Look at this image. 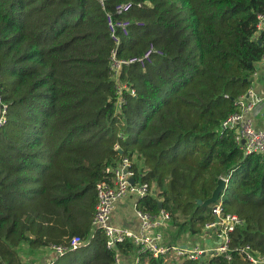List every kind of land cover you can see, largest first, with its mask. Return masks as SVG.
<instances>
[{
	"label": "trees",
	"instance_id": "16d2710c",
	"mask_svg": "<svg viewBox=\"0 0 264 264\" xmlns=\"http://www.w3.org/2000/svg\"><path fill=\"white\" fill-rule=\"evenodd\" d=\"M123 2L132 24L118 58L150 45L163 56L124 67L116 82L95 0H0V264H26L20 246L39 255L75 236L83 244L54 264H116L91 221L96 184L123 158L150 189L136 209L167 212L169 243L203 235L213 205L201 203L220 178L219 200L241 222L229 259L146 254L139 264H248L245 247L264 256V162L222 128L264 55V32L255 37L264 0H106L105 10ZM133 249L118 245L123 264Z\"/></svg>",
	"mask_w": 264,
	"mask_h": 264
},
{
	"label": "built area",
	"instance_id": "2783aa9c",
	"mask_svg": "<svg viewBox=\"0 0 264 264\" xmlns=\"http://www.w3.org/2000/svg\"><path fill=\"white\" fill-rule=\"evenodd\" d=\"M95 1L105 11L104 16L108 37L114 46L111 51L110 61L112 77L116 82L119 81V73L124 67L136 65L140 68H145L152 63L154 57L163 56L161 50L150 45L139 56L118 58L117 49L121 40L128 37L130 33L132 22L125 16L131 10L132 5L128 2L119 3L114 6L112 12H107L105 10L106 0ZM263 32L264 15H259L255 37L258 38ZM261 61H264V55L259 62ZM257 73L256 65L252 80L257 76ZM124 89H126L125 85L118 84L117 94L120 95ZM130 93L133 94L134 92L130 91ZM263 101L264 94H256L250 86L244 95L236 99V111L222 122V128L234 131L235 144L244 155H260L264 162V131L254 129L251 120L247 116L249 111ZM6 113L7 105L2 102L0 96V130L6 122ZM105 172L108 176L104 180L99 181L95 187L96 204L91 221V233L94 230H99L104 234L106 248L114 251L116 264H123L118 245L124 244L126 241H130L133 244L134 258L132 264H139L141 257L146 254L152 258L171 255L176 261L198 260L212 253L226 255L229 259V234L241 222L235 214L225 212L220 200L213 204L211 209L213 222L205 225L204 233L199 239L194 241L187 240L182 244H172L169 243L168 238L165 239L163 237V230L169 220L166 211H161L157 216H152L147 212L136 209L137 201L146 197L150 189L146 183L136 180L131 161L128 158H123L117 165L108 167ZM130 179L134 180L133 184H131ZM224 180L227 182V179ZM127 197L135 202L134 210L139 223L137 231L127 227L114 226L111 223L115 205ZM82 244L83 240L79 236H75L63 245L48 247L47 249L51 250L55 257L50 258L44 264H54L57 258L62 257L69 251L77 250ZM243 251L248 264H264V256L252 254L249 247H245Z\"/></svg>",
	"mask_w": 264,
	"mask_h": 264
},
{
	"label": "crops",
	"instance_id": "0c3cea01",
	"mask_svg": "<svg viewBox=\"0 0 264 264\" xmlns=\"http://www.w3.org/2000/svg\"><path fill=\"white\" fill-rule=\"evenodd\" d=\"M258 73L252 80V89L258 95L264 94V61L257 64ZM251 120L252 126L256 130L264 131V101L256 105L253 110L247 113ZM135 202L133 199L127 197L120 200L114 208L112 213L111 223L118 227H127L133 231H137L139 227L138 219L134 210ZM163 237L167 239L165 230H163ZM185 242V241H184ZM47 249V248H46ZM46 249L37 257H34L26 264H44L50 259L49 254H46ZM49 250V249H47Z\"/></svg>",
	"mask_w": 264,
	"mask_h": 264
},
{
	"label": "water",
	"instance_id": "95a60500",
	"mask_svg": "<svg viewBox=\"0 0 264 264\" xmlns=\"http://www.w3.org/2000/svg\"><path fill=\"white\" fill-rule=\"evenodd\" d=\"M258 43L260 44V42H258ZM130 182H131V184H133L134 180L130 179ZM225 186H226V181L222 178L218 179L217 186L214 189L211 197L209 199H207L206 201H204L203 203H201V205L203 207H206V206L215 204L219 200L220 195H221L222 191L224 190ZM159 205L161 206V203H159Z\"/></svg>",
	"mask_w": 264,
	"mask_h": 264
},
{
	"label": "rangeland",
	"instance_id": "374dc122",
	"mask_svg": "<svg viewBox=\"0 0 264 264\" xmlns=\"http://www.w3.org/2000/svg\"><path fill=\"white\" fill-rule=\"evenodd\" d=\"M134 162H136V159L133 157L132 158ZM138 165L140 166V163H138ZM186 239V238H185ZM195 239H189V241H194ZM27 246V245H26ZM24 246V247H18V251L21 253V254H24L25 256H23V262L24 263H28L29 261H31L35 255H38V251L39 250H30L29 247L27 246ZM46 251V254H49V257L50 258H53L55 257L53 252L51 250H45ZM37 257V256H36ZM183 260H179V262H181Z\"/></svg>",
	"mask_w": 264,
	"mask_h": 264
}]
</instances>
